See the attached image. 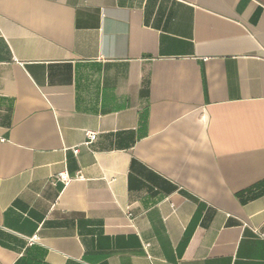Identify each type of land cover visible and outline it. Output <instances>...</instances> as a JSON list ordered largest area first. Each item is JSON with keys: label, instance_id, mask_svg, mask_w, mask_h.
<instances>
[{"label": "crops", "instance_id": "1", "mask_svg": "<svg viewBox=\"0 0 264 264\" xmlns=\"http://www.w3.org/2000/svg\"><path fill=\"white\" fill-rule=\"evenodd\" d=\"M0 264H264V0H0Z\"/></svg>", "mask_w": 264, "mask_h": 264}, {"label": "built area", "instance_id": "2", "mask_svg": "<svg viewBox=\"0 0 264 264\" xmlns=\"http://www.w3.org/2000/svg\"><path fill=\"white\" fill-rule=\"evenodd\" d=\"M97 138V134L89 132L87 134V141L85 142V145H90L92 142H94ZM76 153H78V150H75ZM83 177L81 175L78 176V179H82ZM58 181L62 182L63 184H68L72 179L71 177L66 173L62 172L58 175L57 177ZM39 241L38 236H34L33 238L30 239L31 243H35Z\"/></svg>", "mask_w": 264, "mask_h": 264}]
</instances>
